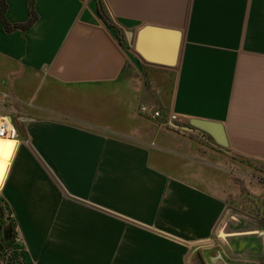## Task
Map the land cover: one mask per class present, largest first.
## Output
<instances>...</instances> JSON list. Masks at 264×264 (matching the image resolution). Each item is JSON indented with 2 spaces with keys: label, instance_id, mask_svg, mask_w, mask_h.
<instances>
[{
  "label": "crops",
  "instance_id": "crops-1",
  "mask_svg": "<svg viewBox=\"0 0 264 264\" xmlns=\"http://www.w3.org/2000/svg\"><path fill=\"white\" fill-rule=\"evenodd\" d=\"M5 2L0 264H264V220L229 213L234 177L264 174V0H34L29 26Z\"/></svg>",
  "mask_w": 264,
  "mask_h": 264
},
{
  "label": "rangeland",
  "instance_id": "rangeland-1",
  "mask_svg": "<svg viewBox=\"0 0 264 264\" xmlns=\"http://www.w3.org/2000/svg\"><path fill=\"white\" fill-rule=\"evenodd\" d=\"M234 178L235 182L230 192V210L232 211L229 213L238 220L244 217L247 225L249 227L253 226L256 218L264 220V174H244V176L240 175ZM260 203H262V206H260ZM228 220L238 222V220L229 219L228 216H225L223 222L216 229L215 237L208 242L220 246L221 239L226 238L225 233H227L226 229L228 227L226 228L225 222ZM196 264H199V262L196 261Z\"/></svg>",
  "mask_w": 264,
  "mask_h": 264
},
{
  "label": "water",
  "instance_id": "water-1",
  "mask_svg": "<svg viewBox=\"0 0 264 264\" xmlns=\"http://www.w3.org/2000/svg\"><path fill=\"white\" fill-rule=\"evenodd\" d=\"M150 27V26H149ZM151 29L152 31H157L158 33H167V31L165 29H161V28H144L139 32V42H142V38L143 35L147 32V30ZM175 35L174 37V43L172 44V50H171V54H160V55H152L150 58L155 61V62H159L161 64H169V65H173L175 63V60L177 59V54L179 51V44H180V35L179 32H171ZM140 49L143 53V47L140 44ZM145 52V51H144ZM146 53V52H145ZM147 54V53H146ZM168 55V56H167ZM191 125L199 127L202 131L209 133L214 140H216L219 144L225 146L227 145V142L225 140V138L223 137V135L221 134L222 131V126L221 124L215 122V121H209V120H199V119H192L191 120ZM175 124V123H174ZM176 125V124H175ZM217 130H220L217 132ZM6 239L11 238L12 236V227L11 225H9L8 229L6 230Z\"/></svg>",
  "mask_w": 264,
  "mask_h": 264
},
{
  "label": "built area",
  "instance_id": "built-area-1",
  "mask_svg": "<svg viewBox=\"0 0 264 264\" xmlns=\"http://www.w3.org/2000/svg\"><path fill=\"white\" fill-rule=\"evenodd\" d=\"M148 106L141 105L142 111H148ZM151 116L154 118H159L162 116L161 111L158 109L151 111ZM169 122L172 123L173 126L174 122L177 120L176 114H170L169 115ZM18 135L17 128L15 127L11 116L9 115H3L0 118V136L8 137V138H16Z\"/></svg>",
  "mask_w": 264,
  "mask_h": 264
},
{
  "label": "bare ground",
  "instance_id": "bare-ground-1",
  "mask_svg": "<svg viewBox=\"0 0 264 264\" xmlns=\"http://www.w3.org/2000/svg\"><path fill=\"white\" fill-rule=\"evenodd\" d=\"M16 140L0 136V186L5 178Z\"/></svg>",
  "mask_w": 264,
  "mask_h": 264
},
{
  "label": "trees",
  "instance_id": "trees-1",
  "mask_svg": "<svg viewBox=\"0 0 264 264\" xmlns=\"http://www.w3.org/2000/svg\"><path fill=\"white\" fill-rule=\"evenodd\" d=\"M30 6H31L30 19L27 23H25V26L31 25L37 17L35 9H34V0H30ZM6 8H7V5H6L5 0H0V20L4 23L5 26L8 27L10 25V23L6 17ZM99 13L105 20L108 21V16L102 7L99 8ZM257 169L260 170L262 173H264V165H262L261 168L257 167ZM3 212H4V210L2 209L1 213H3ZM0 221H1V218H0Z\"/></svg>",
  "mask_w": 264,
  "mask_h": 264
}]
</instances>
